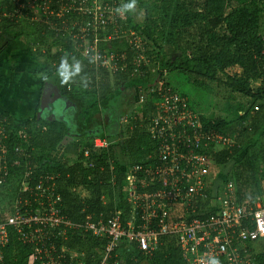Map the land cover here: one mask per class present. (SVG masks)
Wrapping results in <instances>:
<instances>
[{
  "label": "built area",
  "instance_id": "1",
  "mask_svg": "<svg viewBox=\"0 0 264 264\" xmlns=\"http://www.w3.org/2000/svg\"><path fill=\"white\" fill-rule=\"evenodd\" d=\"M35 2L29 7L35 8ZM55 3L61 8L49 12L46 0L43 16L59 21L55 36L67 35L75 54L87 61L96 78L144 77L141 67L147 59L142 42L138 33L122 27L126 18L120 0ZM122 40L134 52L132 58L125 50L106 48ZM166 77L163 72L153 88L136 86L140 91L136 108L141 112L132 118L146 130L152 146L121 171L123 199L129 207L125 220L122 210L101 213L96 220H70L59 190L62 174L37 167L27 153L29 146L15 147L16 157L9 161L3 145L8 122L0 115V186L8 183L9 166L20 171L9 214L0 223V264L12 234L28 249L29 264H85L83 253L67 247L71 235L104 240L97 264H124L122 258L128 253L148 259L164 237L175 238L186 264H210L213 258L219 264H264V206L240 200L233 180H226L222 188L211 181L213 156L231 152L236 140L205 125ZM150 97L152 111L145 116ZM20 137L25 142L27 134L22 130ZM111 143L106 138L93 139L90 151L83 154L84 166L94 167L89 157L109 151ZM109 182L114 184L115 174Z\"/></svg>",
  "mask_w": 264,
  "mask_h": 264
},
{
  "label": "trees",
  "instance_id": "2",
  "mask_svg": "<svg viewBox=\"0 0 264 264\" xmlns=\"http://www.w3.org/2000/svg\"><path fill=\"white\" fill-rule=\"evenodd\" d=\"M33 1L10 0L9 2L13 4V7H9L8 14L10 15L7 20L15 22L18 17L26 16L31 24L35 25L37 33L50 41L55 50L48 49L47 64L42 72L43 82L48 80L62 90L64 102L69 99L79 103L80 106L83 105L79 110V118L85 122V128H87V121H91L92 117L98 114L102 110L101 107L105 106L110 99L136 86H140L144 90L155 87L158 82L156 80H161L163 72L167 74L166 82L169 86L168 75L174 73L184 76L195 88L210 90V83H224L232 94H239L250 99V104L245 109L244 115L238 116V120L245 121L253 114L251 125L243 128L241 132L251 134L248 141H251V146L257 147L258 150L253 152L251 149V154H249L250 150L247 149L240 164L239 179L243 181L240 183L239 189L236 190L239 199L246 200L243 197V187L246 189L249 186L257 185L253 164L258 158L264 161V127L260 123H264V37L259 31L261 18L264 17V0H242L238 2L235 0H202L200 4L190 5L185 4L183 0H152L151 2L135 0V3L142 10L143 21L141 24H133L130 12H124L126 19L122 23V27L125 30L138 33L141 39L142 54L147 59V63L141 67L144 77L134 80H127L123 76L117 77L114 90L110 88L108 84L110 80L107 77L103 85L97 87L94 74L85 68V65L88 64L87 61L75 54L74 47L68 41L67 35L61 33L55 36V29L59 27V21L49 14L46 17L43 16L46 0H35V8H30L29 6L34 3ZM47 1H49L47 11L57 12L61 8V5L55 3V0ZM126 2L128 0H120L119 6L122 7ZM191 30L198 32L200 37L198 43L203 44L205 42L206 50L187 55V50L182 49L179 56L173 60L169 59V52L165 48L167 50L169 48L181 49L177 48L179 40ZM8 35L11 36V32L5 27L4 29L0 27V42H3ZM106 48L117 51L125 50L128 58H132L134 55V52L123 40L120 43L109 44ZM62 58H68L69 63L73 60L78 61L81 65V71L74 74L67 82L63 80L60 71ZM234 67L240 72L235 71L234 74H231L235 69ZM220 75L225 82L221 81ZM87 77H90V82L84 84L83 79H87ZM258 80L261 82L260 86L254 89L251 83ZM90 89L95 93L83 94L82 91L89 92ZM96 90H101L100 97ZM152 101L150 97L145 103V116L152 111ZM38 104L37 112L40 110V101ZM47 105L50 106L48 111H46ZM56 106L51 102H45L44 99L46 116L40 119L38 116H34L32 120L25 122H15L6 113L1 114V117L6 118L8 122L4 132L8 138L4 140L3 144L8 149L6 158L10 159L9 161L15 159L14 148L17 146H29L27 153H30L33 159L31 146L45 147L49 150H55L61 146L62 162L38 158L34 163L44 170L53 169L62 174L59 190L69 219L74 222H79L88 217L91 220H96L101 213L109 214L111 211L122 210L124 211L122 219L125 220L129 214V207L123 199L125 188L122 187L121 183V171L130 164L122 168L109 155L115 153V148L112 146H120V153L124 156L135 157L134 161L137 160L136 156L142 158L152 146L146 130L139 127L138 122L133 123L131 129L129 128L131 135L123 143L116 145L113 142L109 151L94 153L89 157V161H93L94 167L87 168L79 159H84V152L90 151L92 140L106 138L112 142L113 138L104 133H91L90 137L84 136L86 129L77 135L66 116L71 110L66 108V110L59 111L58 106L57 108ZM238 109L240 111L244 108L239 106ZM60 112H62L61 115ZM201 120L205 125L215 128L220 134L232 138V133L225 122H210L202 116ZM22 130L27 134L25 142L20 137ZM68 139H71L72 142L64 145L63 141L68 142ZM236 144L231 152L222 151L214 155L215 165H225L231 158L237 156L242 146H239L238 142ZM66 157H70L74 163L69 165ZM9 167L10 175L7 182L11 180L13 175L20 173L19 169ZM112 174H115L114 184L109 182ZM213 178L211 181L214 184ZM64 184L65 186H63ZM78 186L89 191L91 189L95 195L94 200L80 202L78 196L69 191L71 187ZM105 188L111 189V192L106 196L107 201L103 203L101 197H104L102 195L105 194L103 191ZM116 191L119 192L120 197L115 195L114 192ZM7 215L0 214V223L4 221ZM161 243L158 250L148 259L140 256V254L134 258L128 253L122 258V261L124 264H186L181 257L175 238L164 237L161 239ZM66 244L69 249H75L78 254H84L85 264H97L103 252L104 240L91 235H71ZM3 254L4 264H29L28 249L13 234L7 246L3 248Z\"/></svg>",
  "mask_w": 264,
  "mask_h": 264
},
{
  "label": "rangeland",
  "instance_id": "3",
  "mask_svg": "<svg viewBox=\"0 0 264 264\" xmlns=\"http://www.w3.org/2000/svg\"><path fill=\"white\" fill-rule=\"evenodd\" d=\"M139 2H151L152 0H136ZM236 2L242 1V0H235ZM183 2L187 5L190 4H200L202 0H183ZM130 12V16L132 19L133 24H141L143 21L142 18V10L141 8L135 3V9ZM25 16H20L17 18L16 22L18 24V21L20 19H23ZM39 20V19H38ZM20 24V23H19ZM30 28V27H29ZM260 33L263 34L264 37V17L261 18L260 22ZM198 32L196 30H191L187 34L183 36L182 39L178 42V47L181 49H175V48H165L166 51L169 52L168 58L173 60L175 57L179 56L182 49L187 50V55H192L194 53H201L204 50H206V43L203 44L198 43L199 41ZM38 42V41H37ZM188 42V43H187ZM194 45V46H193ZM35 47V45H34ZM4 48L0 47V50ZM36 49V50H35ZM41 49L32 48L31 53L37 57V62L40 64H47V51L44 56L40 55L43 51ZM170 50V51H169ZM36 51V52H35ZM38 51V52H37ZM41 51V52H40ZM49 52V51H48ZM2 57V55L0 56ZM48 57V56H47ZM0 62H3L5 64V61L0 60ZM55 67V65H54ZM85 68L90 71V65L86 64ZM235 68V67H234ZM235 71L240 72L239 69L235 68L234 71L231 72V74H234ZM220 77H222L220 75ZM109 78V86L112 90H114L116 85V80L118 78L116 77H110ZM104 80H107L105 77H95V82L98 84V88L103 85ZM16 83L17 80L15 79ZM168 81L172 89L183 95L190 103V106L193 108V110L198 113V115L202 118H205L206 120L210 122H225L228 124V129L232 133V138L238 142L239 146H242L240 153L237 156H234L231 158L225 165H215L212 168L211 174L212 177H214V182L217 186H220V188L223 187L226 180L231 179L234 181L235 187L238 190L240 183L243 181L240 180V164L241 160L244 156V153L247 149H249V154H251V149L258 151L257 147L251 146V141H248L251 134L242 133V129L249 127L251 125V121L253 119V114L250 115L248 119L245 121L238 120V116H242L245 113V109L250 104V99L239 95V94H232L228 87L224 85V83H210L209 89L210 90H204V89H198L192 86L187 79L179 74H170L168 75ZM222 82H225L224 78L221 79ZM90 82V77L87 79H83V83ZM49 83V82H48ZM260 81L252 82V87L255 89L260 86ZM3 82L0 80V87L2 88ZM118 87V86H117ZM98 92L97 95L101 96V90H96ZM83 94L95 93L91 89L88 91H82ZM140 95V91L136 88H129L125 91H123L118 96L110 99L105 106L101 107L102 110L96 114L94 117H92L91 121L88 120V124L86 125L87 128H85V122L81 121L79 118V110L80 107L83 105H79V103L75 101H70L69 106L71 107V111H69L66 116L68 117V121L71 124V127L74 132H76L77 135L83 130H87L84 134L90 137L91 133H104L109 134L113 138L111 141L114 142L116 145L119 143H123L125 139H127L131 134L129 131V128L131 129L133 123L135 121L132 118L134 114H138L141 112V108H136L138 103V98ZM1 100H6L7 96L0 95ZM239 106H243L244 109H241L238 111ZM57 108V107H56ZM62 106H60L59 111H61ZM261 126L264 127V123L260 122ZM128 129V130H127ZM128 131V132H127ZM72 142V140L68 139V142ZM90 143V141H89ZM64 144V142H63ZM114 144V145H115ZM250 144V145H249ZM65 145V144H64ZM247 146H250L247 148ZM256 146H259V144ZM115 148V153L108 154L111 158H113L117 163H119L122 168L124 166H127L128 164H132L135 162V157H129L124 156L120 153V146H112ZM84 148V147H83ZM31 151L33 153L34 161L36 163V159H49V160H56V162H62L63 159L60 156L61 154V146H58L55 150H49L44 148H40L39 146H31ZM109 157V158H110ZM138 159V156H136ZM69 165H72L74 161L71 160L70 157L65 158ZM111 160V159H109ZM80 162L84 165L86 162L85 159H79ZM137 161V160H136ZM39 167L38 165H36ZM253 172L254 176L257 180L256 186H249L246 189L243 187V197L246 198V200L251 204H259L264 206V161H262L260 158H258L254 164H253ZM211 177V178H212ZM238 178V179H237ZM240 181V182H239ZM20 182V176L19 175H13L11 180L0 188V214H3L6 216L9 213L10 205L13 203V197L16 192V188L18 183ZM65 186V184L63 185ZM111 189L105 188L103 191L105 194L102 196L105 197L103 203H105L106 196L109 195L108 193L111 192ZM73 195L78 196L80 199V202H86V201H92L95 198V195L93 192L83 188V187H71L69 189ZM115 195H119V192H114ZM246 195V196H245ZM120 197V195H119ZM121 199V198H120Z\"/></svg>",
  "mask_w": 264,
  "mask_h": 264
},
{
  "label": "crops",
  "instance_id": "4",
  "mask_svg": "<svg viewBox=\"0 0 264 264\" xmlns=\"http://www.w3.org/2000/svg\"><path fill=\"white\" fill-rule=\"evenodd\" d=\"M9 1L0 0V27H5L12 34L0 42V47L4 48L0 50V60L5 61V64L0 62V80L3 82L0 95L7 96L6 100L0 98V115L6 113L15 122H25L38 116V102L46 88L51 90L52 96L55 94L57 97L58 92H61L48 80L43 82L42 72L46 65L37 62V57L31 53L32 48H43L41 55L48 52L49 48L52 51L55 48L46 37L37 33L35 25L31 24L28 17L20 19V24L7 20L10 15L9 7H13ZM44 115L46 112L38 119Z\"/></svg>",
  "mask_w": 264,
  "mask_h": 264
},
{
  "label": "clouds",
  "instance_id": "5",
  "mask_svg": "<svg viewBox=\"0 0 264 264\" xmlns=\"http://www.w3.org/2000/svg\"><path fill=\"white\" fill-rule=\"evenodd\" d=\"M135 9V0H128L125 4H123L121 11L128 12ZM60 71L62 73V78L65 82L71 79V77L79 73L81 71V65L78 61L73 60L69 63L68 58H62ZM210 264H219V261L213 258L210 261Z\"/></svg>",
  "mask_w": 264,
  "mask_h": 264
},
{
  "label": "water",
  "instance_id": "6",
  "mask_svg": "<svg viewBox=\"0 0 264 264\" xmlns=\"http://www.w3.org/2000/svg\"><path fill=\"white\" fill-rule=\"evenodd\" d=\"M54 95L52 96L51 92L48 93V97H49V101L48 102L53 103L55 106L57 104L58 108L60 106H62L61 111L66 110V108L71 109V107L69 106L70 101L69 100H65V102H64L63 101L64 98H63V96H61V93L58 92L57 97H55ZM50 106H51V104H50ZM50 106L47 105L46 111H48L50 109ZM43 113L45 114V112H44V99L42 97L41 100H40V110L38 112V117H40ZM61 114H62V112H60V115ZM44 116H46V115H44ZM59 117H61V116H59ZM63 142H64V144H66V140H64Z\"/></svg>",
  "mask_w": 264,
  "mask_h": 264
},
{
  "label": "flooded vegetation",
  "instance_id": "7",
  "mask_svg": "<svg viewBox=\"0 0 264 264\" xmlns=\"http://www.w3.org/2000/svg\"><path fill=\"white\" fill-rule=\"evenodd\" d=\"M61 92V96H63L62 94V90H59ZM51 92V90L49 88H46L44 90V93H43V99H45V102H48L49 101V97H48V93ZM56 97V96H55ZM64 97V96H63ZM38 115V114H37Z\"/></svg>",
  "mask_w": 264,
  "mask_h": 264
}]
</instances>
